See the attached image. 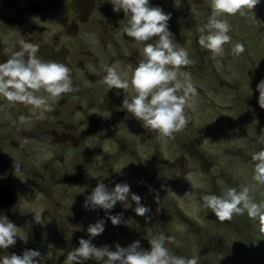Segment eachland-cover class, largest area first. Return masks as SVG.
<instances>
[{"label": "rangeland", "instance_id": "374dc122", "mask_svg": "<svg viewBox=\"0 0 264 264\" xmlns=\"http://www.w3.org/2000/svg\"><path fill=\"white\" fill-rule=\"evenodd\" d=\"M149 3L156 6V0H149ZM164 8L165 13L171 14L168 27L177 48L186 49L192 61L191 65L181 68L182 72L191 74L197 91L195 108H185L189 119L187 127L174 133V138L162 139L157 131L144 128L143 122L119 106L121 121L100 122L94 134H90L91 110L80 112L79 118L63 113L68 125L88 140L79 147L71 146L70 142L60 144L59 154H51L50 166L60 169L64 163L69 171L81 173L84 187L80 190L69 182L68 190L55 184L40 188L44 192L35 193L36 211L40 212L45 205L51 208L55 205L57 212L52 216L68 220L69 231L80 238L85 237L89 224L104 219L103 233L125 234V245L139 240L141 247L148 250V239L163 234L171 239L165 246L173 255L197 257L198 264H264V234L260 233L258 220L250 219L245 211L222 223L203 207L205 195H220L225 187L239 191L254 183L251 156L264 148L261 142L264 139V109L257 103L259 93L256 90L257 83L264 79V0L254 8V16L247 10L245 15L226 16L232 42L224 45L222 56H213L199 44V29L211 16L210 0H164ZM93 33H102V27ZM93 33L84 36L86 44H94ZM119 38L105 36L100 42L129 47ZM48 39L49 36L45 41ZM236 43L243 44L245 49L239 56L232 52ZM132 46L142 47L135 41ZM126 52L110 55L116 62L124 58ZM141 59V54L131 56L123 69L118 64L115 67L125 72L130 66L135 68ZM61 63L64 62L61 60ZM74 70V90L52 103V107H58L61 112L68 111L61 105V99L73 96L76 100V91L87 86L81 64L76 63ZM128 93L130 95L126 96L131 101L134 93L130 90ZM11 122L0 119V125ZM16 127L19 128V124L16 123ZM16 127L5 126L2 130L6 136L14 137ZM61 155L66 158L60 160ZM120 167L119 172L115 171ZM189 175L194 181L191 184L186 179ZM37 181L40 182V178ZM117 181L127 183L131 192L141 197V203L150 209L149 219L135 214L136 205L130 198L123 204L117 202L107 214L121 215L122 222L118 226L112 225L103 209L83 207L86 196L98 182L111 189ZM63 194L66 200L58 205L56 199L62 200ZM252 195L255 202H264V187L257 186ZM17 240L21 242L18 237ZM120 240L119 236L116 240L105 237L104 243L111 245Z\"/></svg>", "mask_w": 264, "mask_h": 264}, {"label": "clouds", "instance_id": "9594fccd", "mask_svg": "<svg viewBox=\"0 0 264 264\" xmlns=\"http://www.w3.org/2000/svg\"><path fill=\"white\" fill-rule=\"evenodd\" d=\"M109 2L113 11H122L127 18L122 34L142 45V59L135 68L130 66L125 72L119 71L117 67H105L106 74L101 83L108 90H130L134 93L131 101L123 100L124 109L143 122L144 128L157 131L162 139L174 138L173 134L183 131L189 123L185 108H195L197 91L191 74L181 71L182 67L191 65L192 61L186 49L176 46L168 27L171 14L165 13L158 6H152L149 0ZM259 3L260 0H210L211 16L207 24L199 29L200 46L209 50L213 56H222L224 45L232 42L228 34L231 26L226 16L237 13L245 15L246 10L254 16L253 10ZM244 50L240 43L232 48L233 54L237 56ZM38 52L39 45L21 41L20 50L7 54V60L0 63V97L10 104L30 105L34 111H52V103L59 102L62 94L74 90L72 72L71 68L57 60L37 58ZM256 90L259 93L257 103L264 109V79L257 83ZM20 120L25 122L23 116ZM261 142L264 143V139ZM251 159L254 162V183L239 191L225 187L220 195H205L203 207L222 223L246 211L250 219L258 220L260 233L264 234V202H255L252 195L257 186L264 187V148L253 153ZM122 167L115 171L119 172ZM186 179L190 184L194 182L191 175ZM129 198L136 205L133 209L135 214L149 219L147 214L150 209L141 203L139 195L131 192L127 183H116L109 189L104 183L98 182L86 196L83 207L89 210L103 209L107 215L117 202L123 204ZM107 219L113 226L122 222L121 215H107ZM126 226L131 225L126 223ZM104 230V219L89 224L86 229L89 238L79 239V247L72 248L67 254V264H84L89 259L102 261V264H198L197 257L173 255L165 246V242L170 243L171 239L163 234L148 239V250L141 247L139 240L126 247L117 244L114 250L107 245L97 247L91 241ZM17 237L26 240L19 234L17 225L7 216L0 215V249L14 246ZM41 259L38 249H26L21 255L12 253L3 256L0 264H40Z\"/></svg>", "mask_w": 264, "mask_h": 264}, {"label": "flooded vegetation", "instance_id": "af4514ba", "mask_svg": "<svg viewBox=\"0 0 264 264\" xmlns=\"http://www.w3.org/2000/svg\"><path fill=\"white\" fill-rule=\"evenodd\" d=\"M156 6L164 10V0H156ZM126 19L124 14L113 11L109 0H0V63L7 60V54L11 51L21 49V41H28L40 46L37 58L62 60L71 68L72 78L76 75L74 67L79 63L84 69V78H87V86L76 91L77 101L73 96L61 99V105L68 111L61 112L58 107H52V111H34L30 105L10 104L0 97V119L4 122L13 121L0 125V215L7 216L19 227V234L26 238L21 240L18 237L21 242L16 238L14 246L0 249V258L12 253L21 255L26 249H38L42 255L40 264H67L68 252L79 247L81 238L69 231L68 220L52 216V213L57 212L55 205L53 208L45 205L41 207L42 212L36 211L35 193L39 191L43 194L40 188L45 189L51 184L67 187L66 190L69 182L80 190L84 187L81 173L69 171L64 163L60 169L50 166L51 154H59L60 144L67 145L66 142H70L71 146L79 147L88 140L68 125L62 117L63 113L79 118L80 112L91 110L93 114L88 119L91 123L88 127L90 134H94L100 122L111 124L109 119L112 122L122 120L119 109L121 107L124 110L123 100H130L126 96L130 95L129 90H108L101 81L106 74L105 67L118 64L123 69L128 58L140 55L141 47L132 46V38L122 34ZM98 27H102V33L94 34L93 31L98 32ZM90 32L96 39L92 45L86 44L84 40V36ZM115 35L129 47L101 44V38ZM48 36V41H45ZM125 51L128 52L124 58L114 62L110 54H123ZM99 88L102 91H98ZM109 113L108 117H104ZM22 116L25 118L23 123L20 120ZM5 126L16 127V135L6 136L2 130ZM65 158L61 155L59 159ZM37 178H40V182ZM142 187H145V180ZM61 198L56 199L58 205L64 204L66 195L63 194ZM34 216L39 218V222ZM124 235L114 231L102 233L91 242L101 247L107 245L104 243L105 237L116 240L119 236L120 241L107 245L114 250L117 244L121 247L128 245L123 242L126 240ZM88 238L85 228L84 239ZM57 246L58 251L54 254ZM84 264H102V261L89 259Z\"/></svg>", "mask_w": 264, "mask_h": 264}, {"label": "bare ground", "instance_id": "6f19581e", "mask_svg": "<svg viewBox=\"0 0 264 264\" xmlns=\"http://www.w3.org/2000/svg\"><path fill=\"white\" fill-rule=\"evenodd\" d=\"M193 14H195V11H194V13H193ZM37 216H38V215H37ZM37 216H36V217L34 216V217H35V220H39V218H38Z\"/></svg>", "mask_w": 264, "mask_h": 264}]
</instances>
